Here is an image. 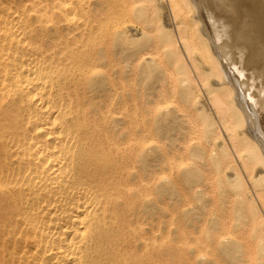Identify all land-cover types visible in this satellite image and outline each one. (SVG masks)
Here are the masks:
<instances>
[{
  "label": "bare ground",
  "instance_id": "bare-ground-1",
  "mask_svg": "<svg viewBox=\"0 0 264 264\" xmlns=\"http://www.w3.org/2000/svg\"><path fill=\"white\" fill-rule=\"evenodd\" d=\"M213 2L0 0V264H264V11Z\"/></svg>",
  "mask_w": 264,
  "mask_h": 264
},
{
  "label": "rangeland",
  "instance_id": "rangeland-1",
  "mask_svg": "<svg viewBox=\"0 0 264 264\" xmlns=\"http://www.w3.org/2000/svg\"><path fill=\"white\" fill-rule=\"evenodd\" d=\"M213 1V0H212ZM216 1V2H215ZM219 1H221V0H214V6L216 7V8H218L217 10H219V12H220V10H222L221 12H220V14H223L225 17H224V19L226 20V21H224V19L222 20L223 21V23L224 24H228V23H230V24H236L237 26L235 27V31L237 32V33H239L240 35H243V34H246V33H249V32H252L253 34H255L256 32H255V26H254V23L256 22V20H255V18L251 15V13H254V14H256L257 12H259V11H264V0H235V2H234V0H222L223 2H226L225 3V6H224V3L221 1V3L222 4H220V3H218ZM234 2V3H233ZM239 3V5H238V3ZM229 3V4H228ZM237 3V4H236ZM227 4V5H226ZM232 4V5H231ZM234 4V5H233ZM217 5V6H216ZM223 7H222V6ZM237 5V6H236ZM263 5V6H262ZM219 6V7H218ZM221 6V7H220ZM227 6H229V7H227ZM230 6H231V8H230ZM236 6V7H235ZM243 7V8H242ZM225 8H227V9H225ZM245 8V9H244ZM247 8V9H246ZM229 9V10H228ZM231 9V10H230ZM234 9V10H233ZM235 10H236V12H235ZM164 11V10H163ZM162 11V13H161V16L163 15V16H165V12H163ZM228 11H229V14H228ZM224 12H226V13H224ZM235 12V13H234ZM234 13V14H233ZM227 16V17H226ZM235 16V17H234ZM229 17V18H228ZM237 18V19H236ZM245 18V19H244ZM246 18H247V20H246ZM244 19V20H243ZM235 20V21H234ZM166 21V20H165ZM137 28H139L138 26H137V24L136 25H134L133 26V29H131V31H130V33L133 31V30H135V31H133L132 33L133 34H135L136 32L138 33L139 31H137L136 29ZM250 29V30H249ZM131 33V34H132ZM198 93H199V99L200 100H203V99H206L205 97L206 96H204L205 94H203L202 93V91L201 90H199L198 91ZM204 97V98H203ZM148 101V100H147ZM204 102H205V100H203ZM207 109H209L208 108V106H207ZM157 227H158V231H157V233H156V235H158V236H161L162 234H163V230H164V223L161 221V222H157ZM173 234V233H172ZM172 236V238H174V241H175V239L177 240L178 239V234H177V232H175L173 235H171ZM178 246H184L183 245V243L181 242V243H179L178 244ZM181 259H179L178 258V260L179 261H175V264H185V262L187 263V259L185 260V257H180ZM183 258H184V260H183Z\"/></svg>",
  "mask_w": 264,
  "mask_h": 264
}]
</instances>
